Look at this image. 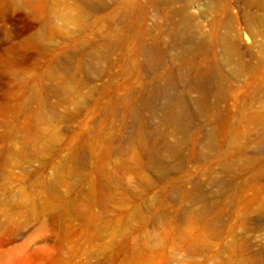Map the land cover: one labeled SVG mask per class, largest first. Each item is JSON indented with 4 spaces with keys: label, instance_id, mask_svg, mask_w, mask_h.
<instances>
[{
    "label": "rangeland",
    "instance_id": "rangeland-1",
    "mask_svg": "<svg viewBox=\"0 0 264 264\" xmlns=\"http://www.w3.org/2000/svg\"><path fill=\"white\" fill-rule=\"evenodd\" d=\"M104 2L75 19L71 0H0V264H264V179L247 184L257 163L207 154V127L182 138L170 171L143 165L123 106L140 81L135 42L79 67L103 38L123 47L125 8ZM206 9L197 1L190 13L206 25ZM238 30L252 46L243 20ZM259 120L239 122L241 144L264 148Z\"/></svg>",
    "mask_w": 264,
    "mask_h": 264
},
{
    "label": "bare ground",
    "instance_id": "bare-ground-1",
    "mask_svg": "<svg viewBox=\"0 0 264 264\" xmlns=\"http://www.w3.org/2000/svg\"><path fill=\"white\" fill-rule=\"evenodd\" d=\"M71 1L75 19L109 6L104 0ZM197 1L202 0H116L125 8L120 19L125 22L123 47L110 37L103 38V44L83 53L78 64L92 69L93 58H108L117 48L135 42L136 54L143 57L136 65L140 81L123 106L131 128L129 139L142 149L143 165L161 173L170 171L174 165L169 159L181 151L182 138L191 134L196 140L203 129L211 127L206 133L207 154L217 147L221 152L234 149L238 154L234 162L242 160L247 166L256 162L247 184H257L264 179V148L241 144L238 136L243 118L257 116L259 126H264V112H250L255 103H264V0H203L207 7L203 15L211 16L206 25L190 13ZM151 11L158 16L155 29L146 25ZM242 20L256 38L252 46L241 42L238 23ZM139 23L142 28L137 34ZM59 67L69 75L71 59ZM70 84L60 82L58 89L67 93ZM38 118L41 123L51 120L45 109L38 112ZM40 130L46 132L45 127ZM200 199L198 194L193 196L194 201Z\"/></svg>",
    "mask_w": 264,
    "mask_h": 264
}]
</instances>
